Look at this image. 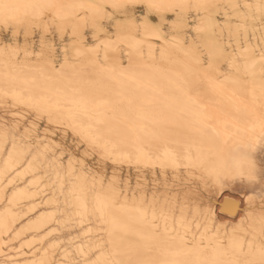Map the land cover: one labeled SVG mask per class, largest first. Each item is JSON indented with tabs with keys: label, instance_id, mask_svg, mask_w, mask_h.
<instances>
[{
	"label": "snow or ice",
	"instance_id": "obj_1",
	"mask_svg": "<svg viewBox=\"0 0 264 264\" xmlns=\"http://www.w3.org/2000/svg\"><path fill=\"white\" fill-rule=\"evenodd\" d=\"M137 6L143 13L139 17L135 14ZM225 7L236 11L241 5L230 0ZM243 7L249 10L255 7L260 13L262 28L257 37L258 45L248 43V29L245 25L236 24L233 31L228 13H225L223 25L217 22L216 16L221 8L218 0H106L102 3L73 4L57 3L55 0H37L27 4L0 0V57L3 58L5 66L11 67L16 73L9 74L10 81H17L27 68L29 72L38 73L43 80L66 79L71 84V78L76 74L75 69L82 62V57H86L89 64L99 69L95 75L100 80L114 78L116 66H120L119 75L124 76L127 73V78L131 80L134 79L131 71L133 55L141 56L145 44L151 54L154 48L151 41H159L162 45L161 58H165L172 48H180L186 56H190V62L185 64V72L181 76V80L187 85L182 91L202 109L196 113L197 121L201 125L202 134L210 140L207 150L201 146V141L186 145L184 153L169 150L167 147L163 151V156L173 167L197 169L201 172L197 179L201 181L202 188L197 185L196 191L191 195L197 200L208 201L207 207L198 204L191 210L194 226L198 230L203 228L200 242H196L195 235L191 242L185 239L193 226L186 219L187 201L185 208L181 209L178 221L170 214H161L159 217L164 222L165 233L169 231L170 219L183 230L184 234L181 235L175 227L172 228L177 233L173 239L180 241L175 251L161 250L158 244L151 243L158 239L155 231L134 232L133 235L144 243H126L125 235L130 230L126 225L117 223L112 216V209L116 207L118 199L114 184L109 182L105 185L102 178L98 179L96 174L91 173L83 160L69 159L63 175V163L58 158L50 160V164L54 166L56 182L59 183L60 195L65 197V205L74 210L70 215L78 217L74 222L81 227L83 236L90 237L93 232L96 235L87 244L77 246V258L69 259L70 254L65 250L63 256L55 259L56 252L52 251V258L41 261L40 264H264V0H260L255 6L245 3ZM109 8L112 9L111 12L107 11ZM193 12L196 13L198 23L194 27L196 36L189 44L184 38L188 34L189 14ZM239 18L247 20L250 17L239 14ZM105 21L109 23L105 24ZM86 29H91V40L95 43H86ZM5 30L9 35L3 34ZM37 30L41 34L40 50L34 53L28 50L35 44L29 37L36 35ZM69 33L72 38L71 47L62 48L63 60L56 63L59 59L56 46L47 37L55 39L56 34H59L63 41ZM21 35L24 37L23 48L17 42ZM201 40L204 43H200ZM233 40L236 41L235 46L232 44ZM242 41L247 44L246 47H242ZM233 47L239 52L227 51ZM257 48L258 61L253 59ZM126 49L128 69H124L121 64V54ZM21 51L25 57L23 61L19 59ZM33 55L37 57L36 63L39 66L29 68L27 58ZM238 56L244 59V68L250 75H255L250 69H254L257 63L260 65L259 95L253 81L251 100L239 101L243 105V111L253 114L254 118L249 120L240 118L242 109L235 102L234 111L212 107L216 102L212 97L231 100L236 95L227 84L237 83L238 80L233 79L231 71L222 72L221 65L226 64L230 70L238 71ZM221 76L223 80L219 79ZM24 83L29 81L25 80ZM31 83H36L35 77ZM48 92L47 88L38 91L31 88L19 91L0 90V100L5 101L2 105L5 109L22 106L34 114L31 126L24 127L22 131L19 120L13 121L10 127L7 126V120L0 125V159L6 158V168L0 176L25 162L23 158L28 155L31 147H39L36 141L39 140L38 128L42 125H38V121L46 120L49 125L71 128L72 133L85 145V157L99 154L102 160L112 159L113 162L129 158L130 154L125 153L121 145L130 137L139 139L143 133L151 135L155 140L168 142L169 121L153 119L151 123L158 130L150 133L141 126L114 125L107 110H100L101 106L109 105L108 100L86 96L75 88L71 89L70 96L65 95L63 99L53 98L46 94ZM9 97L11 104L7 103ZM201 98H207V102L200 103ZM257 101L262 109L258 115L255 114L254 107ZM44 131L47 133L48 129L45 128ZM137 151L139 155H147L141 149ZM37 159L36 156L32 157V161L28 162L29 169ZM182 160L186 163L182 164ZM237 180L241 183L234 185L233 182ZM7 183L11 184L12 180ZM97 183L101 186L100 192L95 191ZM257 185L260 188L258 213L251 207L256 196L249 194L256 192ZM231 187L246 197L250 206L248 214L239 224L230 226L219 223L218 227H213L217 223V213L213 207L214 197L221 190ZM219 207L227 214L233 211L236 202L224 199ZM136 211L139 213L137 219L140 223L153 230L159 228L158 224L153 223L157 219L155 210L151 219L146 210ZM225 219L226 216L220 217L221 221ZM248 220H253L254 223L246 227ZM221 235L227 239H221ZM257 235L260 237L259 243ZM249 236L251 239H247ZM204 240L208 241L207 245L202 243ZM51 247L55 249L57 245L53 244ZM157 251L189 258L159 260L153 255Z\"/></svg>",
	"mask_w": 264,
	"mask_h": 264
},
{
	"label": "bare ground",
	"instance_id": "obj_2",
	"mask_svg": "<svg viewBox=\"0 0 264 264\" xmlns=\"http://www.w3.org/2000/svg\"><path fill=\"white\" fill-rule=\"evenodd\" d=\"M12 3H34L37 0H6ZM57 3L73 4L95 2L102 3L106 0H55ZM221 4L219 15L216 20L223 25L225 22V13L231 17L230 23L235 31L236 24L245 25L248 29V43L258 45L257 37L260 35L262 28L260 22V13L253 7L251 10L243 7L245 3L253 6L259 4L260 0H232L239 3L241 7L236 11L225 7L230 0H218ZM137 6L136 16H141ZM111 12L112 9H107ZM239 14H247L250 18L245 20L239 18ZM171 16V14H169ZM190 24L187 30L188 34L184 38L186 43H191L196 33L194 27L198 23L196 13H190ZM203 15V13H202ZM109 23L108 21L104 22ZM111 31H114L112 29ZM219 31V29H216ZM243 34V28L241 29ZM4 35H9L5 30ZM39 30L37 34L29 37L30 41H35V44L29 47L30 52H39ZM203 35V34H202ZM86 43L92 44L95 41L91 40V29L85 30ZM207 38V37H205ZM49 42L56 46V54L59 57L56 63H61L63 60L64 46L71 47V35L66 34L65 39L61 41L59 34H56L55 39L51 36L47 37ZM169 39L171 37L169 36ZM21 47L24 45V37L21 35L17 41ZM204 43V40L199 41ZM154 48L149 52L147 44L143 46L141 56L133 55L132 72L134 79H128L127 73L124 76L119 75L120 66H116L117 71L112 79L100 80L95 75L99 69L88 63L86 57L81 58L80 65L75 69V75L71 78L72 83L68 80H43L38 73L29 72L27 68L20 74V78L13 82L9 79V74H16L11 67H6L3 58L0 57V90L19 91L21 89L31 88L33 91H38L41 88L49 89L48 95L53 98H61L65 95L70 96L71 89L75 88L78 92L86 96L94 98H103L110 103L106 106H101V111L107 110V115L112 118L114 125H135L141 126L146 132L158 130L151 123L155 120H165L170 123L167 125V143L155 140L151 135L141 133L139 139L130 137L121 145L122 150L130 154L128 159H121L118 162H113L112 159L102 160L99 154L85 157V145L80 141L78 136L72 133L71 128H66L63 125H49L47 121H38L39 140L36 144L39 147L33 146L24 157V161L19 164L14 170H9L5 175L0 176V264H40L41 261H46L52 258V251L56 252L55 259H59L64 255V251L70 254L69 259L76 257V248L80 244H87L89 240L95 239V232L90 237H85L82 234L81 227L74 221L78 217L70 215L74 210L65 205V197L60 195L59 183L56 182L54 166L50 164V160L58 158L64 165L61 170L63 175L67 169L69 159L73 161L83 160L84 165L90 169L91 173L97 175V178H102L104 184L113 183L118 193L116 207L112 209V216L117 223L126 225L130 230L125 235L126 243H144L139 241L134 232H150L155 231L158 234V239L151 241L159 245L161 250H176V246L180 244L176 237L177 233L172 231L175 227L180 234L183 235V230L179 229L178 224H174L173 220H169V231L165 233L164 222L159 218L161 214H170L175 220H179L181 209L185 208L186 201V219L192 222V209L198 204L202 207H207L208 201H200L191 195L196 191V186L200 185L201 181L197 179L201 172L197 169H188L185 167L175 168L163 156L164 148L169 150L184 153L186 145H193L201 142V146L207 150L210 147L208 136H204L201 132V125L197 121L196 113L202 109L199 104L189 99L184 94L182 89L187 88V85L181 80V76L185 72V64L190 62V56H186L180 48L169 49L165 58L160 56L161 42L152 40ZM232 44L235 46L236 41ZM242 41V47H246ZM238 49L228 48L227 51L233 52ZM127 49L121 54V64L124 69H128ZM71 54V53H69ZM19 59H25L23 51H21ZM28 67L39 66L36 63L35 55L29 56ZM253 59L259 60V49ZM244 59L237 58V64L240 65L239 70L229 69L226 64L221 65L222 72H232L233 79L238 80L237 83L229 82L227 87L235 92V96L231 100L227 98L212 97L215 103L212 107L222 108L225 111H234L233 102L239 106L242 111L240 118L242 120L253 119L254 116L250 112L243 111V105L240 100H251L250 90L252 82L255 81L257 95H259V82L261 80V72L259 63L250 71L255 72V75H250L244 68ZM36 78V83L32 84L31 80ZM223 80V77H219ZM27 80L29 83H24ZM193 97L195 92L192 93ZM5 101L0 100V125L7 120L11 126L13 121H20V131L24 127L31 126L34 114L26 107H10L5 109L2 105ZM207 98H201L200 103H206ZM7 103L11 104V98L7 99ZM255 114L258 115L262 109L259 101L255 104ZM5 112L7 114L5 115ZM147 117V119H141ZM48 131L45 133L44 129ZM210 133V130H208ZM138 149H141L147 155H139ZM195 154V148H193ZM38 159L33 163L31 169L28 168V162L32 161V157ZM139 156V158H137ZM47 157V159L45 158ZM5 159H0V173L5 171ZM95 161V164H93ZM186 163V161H181ZM211 163V160H209ZM79 167V165H74ZM102 170V171H101ZM19 173V175H18ZM91 180V177L89 178ZM12 180L11 184L7 181ZM241 181H234V185L240 184ZM247 183V181H244ZM65 191H67V180H65ZM95 191H102L99 183L96 184ZM260 188L256 186V192H250V195H255L251 207L259 211ZM224 199L234 200L236 207L232 212L225 214L219 207ZM213 207L217 213V223L213 227H218L219 223H227L228 225L239 224L248 214L249 204L243 193L235 190L234 187L225 188L216 193L214 197ZM136 209L146 210L149 219L152 212L155 210L157 219L153 221L159 225L158 229H150L146 225L140 223L137 219L139 213ZM226 216V219L221 221L220 217ZM254 223L253 220L246 221L248 224ZM191 231L187 233L185 239L189 242L193 240L195 235L196 242H200V233L203 232L201 227L199 230L192 222ZM96 227V225H92ZM51 233V234H49ZM230 234V230H229ZM210 235V234H209ZM79 237V239H76ZM226 240L227 237H220ZM251 239V236L247 237ZM260 237L257 235V243ZM208 244L207 240L202 242ZM57 247L52 249V245ZM191 246V245H189ZM156 259H187L184 255L173 256L165 254L163 251H157L153 254ZM209 255L211 252L209 250Z\"/></svg>",
	"mask_w": 264,
	"mask_h": 264
}]
</instances>
